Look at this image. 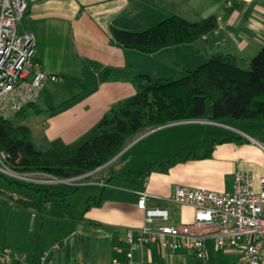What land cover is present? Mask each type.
<instances>
[{
  "label": "crops",
  "instance_id": "0c3cea01",
  "mask_svg": "<svg viewBox=\"0 0 264 264\" xmlns=\"http://www.w3.org/2000/svg\"><path fill=\"white\" fill-rule=\"evenodd\" d=\"M144 8L159 15L146 19ZM172 15L189 22L215 16L217 30L196 43L154 54L122 50L111 41L112 30L137 31L132 27H151ZM15 30L19 37H32V62L58 80L44 86L36 103L12 121L33 113L42 119V134L49 143L69 146L93 137L103 114L134 95L130 75L174 79L216 53L232 56L247 69L264 45V0H27ZM205 114L141 134L78 183L33 174L36 190L18 184L11 191L14 185L0 181V249L22 258L21 264H236L235 251L216 250L211 240L205 242V263L190 251H169L159 240L126 242L127 231L137 235L146 226L137 208L142 194L146 208L168 212L165 224L181 225L192 221L193 209L171 203L176 186L229 194L235 176L243 174L252 190H259L264 179V123H215L211 111ZM67 187L81 188L82 212L69 219L50 216V198L63 199ZM38 190L51 196L47 199ZM17 201H43L46 214L20 208ZM20 226L24 235L18 244ZM48 232L53 234L49 239Z\"/></svg>",
  "mask_w": 264,
  "mask_h": 264
},
{
  "label": "trees",
  "instance_id": "16d2710c",
  "mask_svg": "<svg viewBox=\"0 0 264 264\" xmlns=\"http://www.w3.org/2000/svg\"><path fill=\"white\" fill-rule=\"evenodd\" d=\"M215 30V16L189 22L172 15L142 32L112 30L110 36L112 43L122 50L154 54L196 43ZM128 81L135 90L134 95L112 105L96 124L98 134L72 150L36 151L25 126L0 119V153L8 157L4 166L16 174H42L58 180L85 176L107 165L145 132L202 119L207 102L211 105L212 122L229 119L264 123V45L247 69L232 56L216 53L179 79L130 75ZM24 112L25 109L17 116ZM37 192L46 198L51 196L46 191ZM16 203L42 217L46 214L43 201Z\"/></svg>",
  "mask_w": 264,
  "mask_h": 264
},
{
  "label": "built area",
  "instance_id": "2783aa9c",
  "mask_svg": "<svg viewBox=\"0 0 264 264\" xmlns=\"http://www.w3.org/2000/svg\"><path fill=\"white\" fill-rule=\"evenodd\" d=\"M27 0H0V119L12 120L25 108L36 103L40 90L57 77L43 73L32 62L35 43L30 35L19 37L16 24L22 19ZM8 157L0 153L4 163ZM0 172L13 178L31 182L29 175L8 170L4 164ZM23 176V177H22ZM85 176L69 179L80 181ZM74 180V181H73ZM146 195L142 194L137 208L144 213L146 226L134 235L126 232L129 245L159 240L169 251H190L196 260L206 261V240H211L216 250H233L236 264H262L264 262V179L259 190L253 191L247 175H236L233 190L220 194L176 186L171 203L193 209V219L188 224L169 225L168 212L146 208ZM162 222L155 225L154 221ZM116 247L113 251H117ZM23 262L12 256L8 249H0V264ZM115 263V261H112Z\"/></svg>",
  "mask_w": 264,
  "mask_h": 264
},
{
  "label": "rangeland",
  "instance_id": "374dc122",
  "mask_svg": "<svg viewBox=\"0 0 264 264\" xmlns=\"http://www.w3.org/2000/svg\"><path fill=\"white\" fill-rule=\"evenodd\" d=\"M144 13H146V19L149 17H157L159 14L154 13V12H150L148 10V8H144ZM160 21H157L154 24H157L159 22H161L164 19H158ZM144 25L139 24L136 27H132V30H137V31H132V32H142L150 27H143ZM154 26V25H152ZM181 74H176L174 75V79H179L182 78ZM206 111L210 112L211 111V105L209 102L206 103ZM206 115V114H205ZM42 119L39 116H35L33 113H29L26 116H22L18 119H15L13 121L14 125H18V126H25L29 131H30V136H31V143L33 145V147L39 149V150H52V151H68V150H72L74 148H76L77 146H79L83 141H85L86 139L90 138L89 136L85 137L84 139H81L80 141H78L77 143H74L73 145H69V146H63L61 145L59 142H55V143H49L48 138H46L45 136H43L42 131ZM98 133L96 131L95 135L96 136ZM0 168L1 165H0ZM23 177V176H22ZM28 177H30L31 179H33L34 181H31L32 183H29L28 181H24V180H20V179H16L13 178L9 175L3 174L2 172H0V181H2V183L5 184H9L11 186H13L12 189H10L11 191H15L16 189V185L21 184L22 187H32L33 190H36L35 184H33V182H35L36 177H34L33 175H29ZM42 178V177H41ZM49 179V178H48ZM56 179H52L50 178L49 181H55ZM74 181V180H73ZM67 182H71V183H78L79 181H74L72 182V180H67ZM31 185V186H30ZM81 188H71V187H67L65 193L66 196L62 199L60 197H54V198H50L49 203L47 204V206H49V214L52 217H61V218H73V217H77V215L82 212V208H83V192H81L80 190ZM20 195V193H19ZM48 199V198H47ZM64 206H71L72 208L67 209L64 208ZM48 208V207H47ZM78 210V211H77ZM50 231V228H49ZM54 233V231H53ZM23 226H20V229L17 232L16 238H15V242L20 244L23 238ZM53 234L51 232L47 233V239H49Z\"/></svg>",
  "mask_w": 264,
  "mask_h": 264
},
{
  "label": "water",
  "instance_id": "95a60500",
  "mask_svg": "<svg viewBox=\"0 0 264 264\" xmlns=\"http://www.w3.org/2000/svg\"><path fill=\"white\" fill-rule=\"evenodd\" d=\"M114 159H115V158H114ZM114 159H113V160H114ZM113 160H112V161H113ZM110 162H111V161H110ZM110 162H109V163H110Z\"/></svg>",
  "mask_w": 264,
  "mask_h": 264
}]
</instances>
